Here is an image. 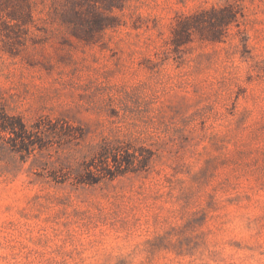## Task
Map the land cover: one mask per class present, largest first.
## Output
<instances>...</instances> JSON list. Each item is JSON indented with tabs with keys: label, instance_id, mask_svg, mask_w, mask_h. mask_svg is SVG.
<instances>
[{
	"label": "rangeland",
	"instance_id": "1",
	"mask_svg": "<svg viewBox=\"0 0 264 264\" xmlns=\"http://www.w3.org/2000/svg\"><path fill=\"white\" fill-rule=\"evenodd\" d=\"M88 2L0 0V264H264V0Z\"/></svg>",
	"mask_w": 264,
	"mask_h": 264
},
{
	"label": "trees",
	"instance_id": "2",
	"mask_svg": "<svg viewBox=\"0 0 264 264\" xmlns=\"http://www.w3.org/2000/svg\"><path fill=\"white\" fill-rule=\"evenodd\" d=\"M88 8V13L90 14L86 18L77 19L76 22L80 23V28L84 29L87 33H103L107 30H115L120 26V18L116 14V11H122L124 9V4L118 2V0H89L86 4ZM236 4H228L218 11L224 12V16L220 20H210L208 23L212 26H225L229 27L231 24H234L238 20V14L242 15ZM216 9L200 10L194 15L193 19H202L206 15L211 13H216ZM221 25H218L220 24ZM77 29H80L76 27Z\"/></svg>",
	"mask_w": 264,
	"mask_h": 264
}]
</instances>
